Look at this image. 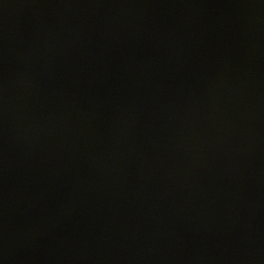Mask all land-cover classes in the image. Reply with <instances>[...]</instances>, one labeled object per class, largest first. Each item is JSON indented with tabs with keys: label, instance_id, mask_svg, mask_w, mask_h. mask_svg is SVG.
Instances as JSON below:
<instances>
[{
	"label": "water",
	"instance_id": "obj_1",
	"mask_svg": "<svg viewBox=\"0 0 264 264\" xmlns=\"http://www.w3.org/2000/svg\"><path fill=\"white\" fill-rule=\"evenodd\" d=\"M0 264H264V0H0Z\"/></svg>",
	"mask_w": 264,
	"mask_h": 264
}]
</instances>
